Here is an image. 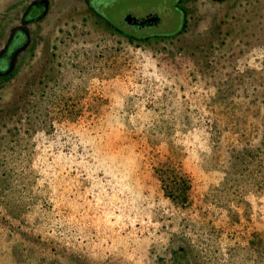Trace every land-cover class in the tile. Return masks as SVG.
Returning <instances> with one entry per match:
<instances>
[{
  "label": "rangeland",
  "instance_id": "1",
  "mask_svg": "<svg viewBox=\"0 0 264 264\" xmlns=\"http://www.w3.org/2000/svg\"><path fill=\"white\" fill-rule=\"evenodd\" d=\"M194 66L66 45L0 127V264H264V37ZM36 70L0 83V109Z\"/></svg>",
  "mask_w": 264,
  "mask_h": 264
},
{
  "label": "flooded vegetation",
  "instance_id": "2",
  "mask_svg": "<svg viewBox=\"0 0 264 264\" xmlns=\"http://www.w3.org/2000/svg\"><path fill=\"white\" fill-rule=\"evenodd\" d=\"M90 37L125 41L170 67L191 62L212 72L264 37V0H9L0 26V83L30 64L47 70L17 88L0 109V127L16 123L66 45ZM184 253L176 247V256Z\"/></svg>",
  "mask_w": 264,
  "mask_h": 264
},
{
  "label": "trees",
  "instance_id": "3",
  "mask_svg": "<svg viewBox=\"0 0 264 264\" xmlns=\"http://www.w3.org/2000/svg\"><path fill=\"white\" fill-rule=\"evenodd\" d=\"M2 112V111H1ZM168 195L170 196V198L176 199L175 197H177V199H185L187 197V195L189 194V189L184 190V189H169L167 190ZM182 195V196H181ZM182 197V198H181ZM26 239V238H25ZM27 240V239H26ZM30 241V240H28ZM35 241V240H34ZM53 244V243H52ZM51 244V245H52Z\"/></svg>",
  "mask_w": 264,
  "mask_h": 264
}]
</instances>
